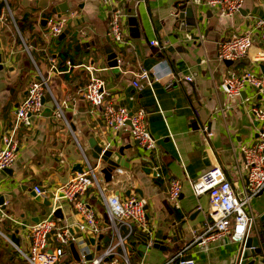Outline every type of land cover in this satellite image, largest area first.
<instances>
[{"label":"crops","instance_id":"obj_1","mask_svg":"<svg viewBox=\"0 0 264 264\" xmlns=\"http://www.w3.org/2000/svg\"><path fill=\"white\" fill-rule=\"evenodd\" d=\"M119 2L125 13V42L121 44L108 36V14L101 0H6L14 22L9 15L0 21L3 65L0 69V146L3 136L14 126L15 109L26 93L27 84L36 77L34 62L45 71L49 56L55 57L57 63L64 55L68 56L64 69H60L61 62L58 70L51 73L49 88L59 102L66 100L64 110L71 131L62 128L54 118L43 115L33 117L30 127L18 125L16 159L7 167L8 172L0 171V196H9L3 202L4 209L0 205V236L3 237L0 264H22L5 236L10 237L17 229L19 247L27 250L28 226L43 217V210L47 213L52 208H61L63 224L71 226L80 222L81 216L67 199L52 201V205L45 208L36 202L32 192L35 185H41L52 193L74 176L77 172H70L72 164L82 161L74 149L81 144L89 153L87 139L92 132L102 137L110 135L118 145H132L125 151L126 157L133 156L129 165L118 168L121 172L116 169L111 182H105L97 169L105 195L118 190L120 198L138 195L145 199L147 229L135 227L136 234L130 240L134 247L127 243L131 264H176L179 254L192 258L195 264H232L241 249V242L229 237L208 241L200 247L191 244L193 231L201 233L205 228L208 206L207 194L196 196L192 182L203 171L219 165L236 188L244 183L240 176L242 155L238 147L255 138L256 123L238 101L231 102L221 92L219 82L231 71L253 68V65L249 61L225 66L216 53L220 41L249 31L255 17L264 18V0H244L242 8L232 16H219L216 10L192 1L197 25L188 32L175 26L177 11L186 4L185 0ZM61 4L67 5V10L61 14L68 16L65 29L69 33L58 42V36L51 39L46 35V21ZM3 5L0 0V10ZM152 39L163 44V51L150 49L148 42ZM260 44L256 38L255 45ZM105 46H112L122 54L119 72H112L107 66ZM253 52L252 49L251 54ZM141 69L150 74V81L139 79L140 87H135L132 80ZM154 72L160 77L158 80L154 79ZM88 73L103 82L106 101L132 111L145 109L148 129L156 139L154 151L135 145L127 126L114 131L104 125L100 110L91 111L82 95L89 81ZM168 74L175 77L171 88L166 87L171 78ZM185 75H191L193 80H184ZM248 94L249 91H243L241 98ZM45 97L50 101L49 93H45ZM204 127L211 133L209 137ZM72 133L79 145L74 142ZM68 135L70 143L65 144ZM60 158L64 159L63 164ZM62 166H65L64 171H61ZM83 167L85 169L86 165ZM156 167L159 176L154 172ZM171 177L181 181L179 207L168 199V178ZM82 199L105 227L98 241L100 250L88 242L86 233L81 234L85 241L83 247L89 250L87 256L96 257L107 246L109 239L106 238L111 236L106 228L107 213L95 186H89ZM251 204L261 228L264 226V190ZM24 222L26 228L22 229ZM120 233L127 236V228L122 226ZM256 259H260L258 264H264V254ZM68 263L77 264L71 253L58 264Z\"/></svg>","mask_w":264,"mask_h":264},{"label":"built area","instance_id":"obj_2","mask_svg":"<svg viewBox=\"0 0 264 264\" xmlns=\"http://www.w3.org/2000/svg\"><path fill=\"white\" fill-rule=\"evenodd\" d=\"M3 6L0 10V21L7 15L13 20L11 11L6 0H1ZM197 4H204L210 9L217 11L219 16H232L238 12L244 0H192ZM108 14V36L117 43L125 42V31L123 18L125 16L119 0H101ZM68 16L56 13L47 18L46 35L51 39L59 36L66 28ZM14 22V20H13ZM189 39L190 36L187 35ZM261 42L255 45V39ZM151 46L157 47L161 52L163 44L158 39L148 42ZM22 45L28 50L27 44L22 41ZM253 49V54L251 50ZM217 59L220 62L230 60L234 63L241 62L242 58H249L253 68L234 70L225 75L219 82V89L231 102L238 101L245 111L251 115L256 123V136L252 141L241 144L238 147L242 158L240 160V176L244 183L242 187L236 188L227 178L224 170L219 165H215L203 171L196 180L192 182V190L196 196L207 194L208 206L206 208V225L203 232L193 231L191 244L203 246L208 241H213L222 237H229L240 241L248 236L260 237V227L258 226V215L252 208V200L262 190H264V72L260 65L264 64V18L255 17L252 28L243 33H235L230 38L220 41L217 44ZM36 77L33 78L26 88V93L15 109V123L11 130L2 138L0 146V171L10 167L16 159L18 151V141L16 130L18 125L30 127L33 117H41L45 108L42 97L49 93L53 102L51 117L59 121L62 128L71 131L69 120L65 113L66 100L59 102L49 88L51 73L57 71V60L53 56L48 57V66L43 71L35 62ZM69 65V62L67 61ZM171 75V74H168ZM150 74L141 69L132 80L135 87H140L139 79L150 81ZM160 77L154 72V79ZM184 80L192 81L191 75L183 76ZM174 75L167 81L166 87L171 88ZM248 92L241 98L242 92ZM83 98L89 104L91 111L100 110V115L104 125L114 131L127 126L131 138L142 148L148 151L156 149V139L150 133L146 123V111L143 108L129 110L124 106H116L104 98L103 82L98 78H91L84 85L82 90ZM260 95V99L257 96ZM195 114L197 112L195 111ZM206 136L211 135L203 128ZM74 142L78 145L77 137L72 133ZM59 162L63 164L64 159ZM86 168L83 172L76 173L63 185L52 193L41 185L33 187L36 195L43 199H50L56 202L60 198L67 199L72 203L77 214L81 216L77 224L79 232L72 234L69 225L63 224L58 217L54 216L55 208L45 213L41 219L28 226L27 250L14 246L25 264H58L62 259L71 253L70 245L74 244L78 253L77 264H131L128 258L127 238L133 227L146 230V214L144 206L145 199L138 195H129L120 198L118 195H105L100 186L95 167L85 162ZM121 172V169H118ZM157 176L160 173L157 167L154 168ZM169 189L168 199L175 206L179 207L181 195V181L178 178H168ZM93 184L98 188L99 194L107 213L106 228L111 232L107 246L96 257L88 258L89 250L83 247V235L87 231H92L95 235L101 234L103 227L97 220L94 211L82 199L88 187ZM59 194H62L60 196ZM127 228V236L120 233L121 227ZM5 239L11 243L10 237ZM81 239V240H80ZM12 244V243H11ZM242 249L239 250L232 264H240L242 260ZM176 264H195L192 258L178 255Z\"/></svg>","mask_w":264,"mask_h":264},{"label":"water","instance_id":"obj_3","mask_svg":"<svg viewBox=\"0 0 264 264\" xmlns=\"http://www.w3.org/2000/svg\"><path fill=\"white\" fill-rule=\"evenodd\" d=\"M185 5H182L176 14L175 17V26L179 27V29L182 32H188L193 30L197 25V18L195 16V6L192 3V0H185ZM67 10L66 4H61L59 7H56L53 9V12L59 16L61 12H65ZM69 33L68 29H64L63 32L58 36V42L64 39ZM109 40V39H108ZM150 49L155 52L157 50V47H150ZM104 51L106 53V61L107 66L111 68L112 72H119V61L122 58V54L119 52H116L112 46H105ZM200 61V59L198 60ZM244 63H249V60L247 57L242 58L240 60ZM62 60L58 59L57 66L59 67L61 65ZM91 66L93 65V61L90 62ZM225 66H231L233 65V62L230 60L223 61ZM3 68L2 65V53H1V43H0V69ZM261 69L264 71V66L261 65ZM88 79L91 78V74H87ZM258 99H260V95L257 96ZM42 103L44 104L45 108L42 112V115L45 117H51V108L53 107L52 101H46V97H42ZM73 130L75 129L74 126H72ZM59 130H61V127H59ZM70 135L66 136L65 138V144L70 143ZM87 144L89 146V153H86L82 145L78 144L79 146H76L74 149V153L82 158V161H76L72 164V168L70 172H83V166L85 162L90 163L93 167L97 169L99 173L103 174L104 181L109 183L113 180L114 175L113 173L116 171V169L124 166L127 167L129 165V161L132 159V155L126 157L125 151L132 148L131 144H123L118 145L116 143V140L113 139L110 135H107L105 137H102L99 135L98 132H92L91 136L87 139ZM135 145L138 143L135 141ZM133 153V152H131ZM58 160V159H57ZM101 163V164H100ZM105 164V165H104ZM104 165V166H101ZM65 166H62L61 171H64ZM5 172H8L10 168L3 169ZM117 172V171H116ZM90 186H94L91 184ZM118 190L114 192L115 195H118ZM32 195L35 196L36 202H39L42 204L43 207L48 208L52 205V200L50 199H43L40 196L36 195V193L32 192ZM62 196V194H59ZM9 196L2 195L0 196V205L2 206V209H4L3 202L5 199H9ZM46 212L43 210L42 214L44 215ZM54 216L58 217L59 219L63 220V214L61 208H56L54 210ZM22 229L26 228V223L24 222L21 226ZM72 234H77L79 232V227L77 224H73L69 227ZM18 233V230H14L13 233L10 236V241L13 246L18 247L19 246V238L16 236ZM85 237L87 238L88 242L92 245H96V249L100 250V246L98 245V241H100L103 237L102 234L95 235L92 231H87L85 234ZM109 239L108 237L106 240ZM155 246L158 244L155 243ZM128 247V245H127ZM241 256L242 260L240 264H255L259 263L260 259H256V257L259 258L261 254H264V226L260 228V237L257 238L255 236H248L246 237L242 244H241ZM71 254L74 258V260H78V253L76 251V248L74 244L70 245ZM250 257H253L251 260H248ZM88 258H91L88 256ZM257 260V261H256ZM68 264H74V263H68Z\"/></svg>","mask_w":264,"mask_h":264},{"label":"trees","instance_id":"obj_4","mask_svg":"<svg viewBox=\"0 0 264 264\" xmlns=\"http://www.w3.org/2000/svg\"><path fill=\"white\" fill-rule=\"evenodd\" d=\"M68 56L67 55H64V58L62 59L63 61H62V65L60 66V69H64V67H65V65H64V62H65V59L67 58ZM135 227H133V229H132V231H131V233H130V235H129V242H127V243H129L132 247H134V245H133V243L131 242L132 240H131V238H133L134 236H135ZM131 240V241H130ZM13 253L14 254H16V255H18V252L14 249L13 250ZM19 256V255H18ZM20 262H22V264L24 263L25 264V261L20 257Z\"/></svg>","mask_w":264,"mask_h":264},{"label":"rangeland","instance_id":"obj_5","mask_svg":"<svg viewBox=\"0 0 264 264\" xmlns=\"http://www.w3.org/2000/svg\"><path fill=\"white\" fill-rule=\"evenodd\" d=\"M119 1H120V0H119ZM0 239L2 240V239H3V237H1V236H0Z\"/></svg>","mask_w":264,"mask_h":264}]
</instances>
